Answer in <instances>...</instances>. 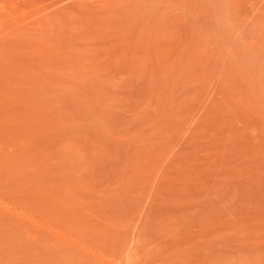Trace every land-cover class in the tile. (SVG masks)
<instances>
[{
    "label": "rangeland",
    "instance_id": "rangeland-1",
    "mask_svg": "<svg viewBox=\"0 0 264 264\" xmlns=\"http://www.w3.org/2000/svg\"><path fill=\"white\" fill-rule=\"evenodd\" d=\"M0 264H264V0H0Z\"/></svg>",
    "mask_w": 264,
    "mask_h": 264
}]
</instances>
